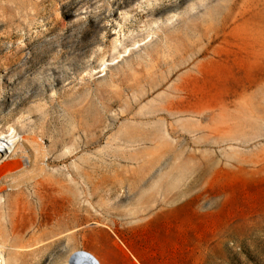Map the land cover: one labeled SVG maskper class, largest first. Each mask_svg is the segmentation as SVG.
Masks as SVG:
<instances>
[{"label": "rangeland", "instance_id": "374dc122", "mask_svg": "<svg viewBox=\"0 0 264 264\" xmlns=\"http://www.w3.org/2000/svg\"><path fill=\"white\" fill-rule=\"evenodd\" d=\"M257 23L264 0H0L3 264H264ZM177 89L199 112L164 119Z\"/></svg>", "mask_w": 264, "mask_h": 264}, {"label": "bare ground", "instance_id": "6f19581e", "mask_svg": "<svg viewBox=\"0 0 264 264\" xmlns=\"http://www.w3.org/2000/svg\"><path fill=\"white\" fill-rule=\"evenodd\" d=\"M226 19L224 18L222 21H220V26H223L225 24ZM225 26H223L221 29L216 27L210 29V33L203 34V44L200 45L199 51L200 53L206 52V50L211 47L212 42L214 40L215 34L220 31L224 30ZM218 30V31H217ZM264 32V25H257L254 27V30L250 32V38L245 42L248 50L250 53H254L255 47L257 46V43L261 40L262 37H260V34ZM202 36V35H201ZM260 39V40H259ZM263 41V38H262ZM260 44V43H259ZM189 49V48H188ZM194 56L192 54L184 55V58L180 61V64H184L185 66H188L189 68L192 67ZM246 65V63H244ZM249 66L252 68L257 66L256 59H253ZM191 73L188 72V75ZM173 95L170 98V101L168 105L163 109V117L164 119L170 118V116L178 113H183L186 115H194L195 113H198L199 110H197L193 104L191 103V96L188 92H185L184 90L180 92L179 89L175 90ZM175 127V126H174ZM189 127V126H188ZM188 127H183L182 129H188ZM11 128L10 126L8 127ZM179 131V129H175L172 127H167V133L168 135H174ZM2 132H0V163H3V156L8 155L14 150L15 144L19 141L17 139L18 134L11 128L9 133L6 135H1ZM22 139V138H21ZM26 139V137H25ZM24 139V140H25ZM28 141V138H27ZM34 141V140H33ZM23 153V152H22ZM18 157V156H17ZM62 232V231H61ZM61 234V233H60ZM1 247V245H0ZM60 264H90L87 261L84 260H69V259H62ZM0 264H3V258L1 256V250H0Z\"/></svg>", "mask_w": 264, "mask_h": 264}]
</instances>
